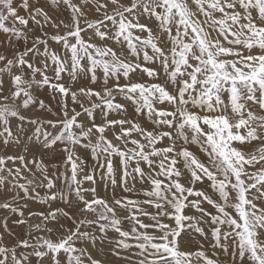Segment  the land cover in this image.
<instances>
[{
  "label": "snow or ice",
  "instance_id": "snow-or-ice-1",
  "mask_svg": "<svg viewBox=\"0 0 264 264\" xmlns=\"http://www.w3.org/2000/svg\"><path fill=\"white\" fill-rule=\"evenodd\" d=\"M46 6L68 10L70 20L53 22L38 0H0L5 36L0 46L14 50L11 57L0 53V191L13 193L0 208L17 217L13 224L26 226L17 235L7 218L3 221L0 264H32L33 257L35 264H61V253L66 264H101L76 246L95 244L92 226L102 242L109 231L118 234L108 242L126 264H220L221 252L231 264H264V0H107L96 4L101 18L85 19L84 26V13L73 0H47ZM30 21L41 30L31 39ZM49 23L55 34L44 31ZM88 30L86 40L82 33ZM93 38L104 43L97 45ZM109 40L116 47L108 46ZM49 41L63 53L52 50ZM37 57L42 58L38 63ZM137 72L152 82L134 80L131 74ZM65 73L72 84L87 76L99 87L73 90L63 82ZM5 76L12 84L7 90ZM33 85L47 87L53 99L59 96L57 112L33 96ZM118 96L151 127L129 120ZM33 106L56 119L27 115ZM113 113L120 118H110ZM26 125L34 131L25 140ZM192 145L206 162L190 150ZM16 148L18 154L11 151ZM78 150L90 151L96 166L86 171ZM43 151L60 162L49 165ZM113 157L119 158L115 167ZM98 171L114 190L111 204L95 187H84L97 183ZM205 181L211 194L197 187ZM136 183L147 189L137 191ZM117 187L144 199L117 198ZM39 188L47 190L45 195ZM58 199L69 210L26 216L28 204L21 203ZM116 207L127 210L123 219L130 230L122 229ZM54 229L55 240L47 235Z\"/></svg>",
  "mask_w": 264,
  "mask_h": 264
},
{
  "label": "rangeland",
  "instance_id": "rangeland-1",
  "mask_svg": "<svg viewBox=\"0 0 264 264\" xmlns=\"http://www.w3.org/2000/svg\"><path fill=\"white\" fill-rule=\"evenodd\" d=\"M31 2V0H30ZM123 3L127 4L128 0H122ZM191 2V0H189V3ZM38 3L41 6L45 7V10L49 12L50 17L52 18L53 22L59 23L60 20L65 21V23H67L70 20V12L68 10H61V11H55L49 7H47V0H38ZM73 3L79 5L81 7V10L84 13V16L81 17V22H82V26H84L83 21L85 19L88 20H96V19H100L101 18V13L96 11V4L97 3H107V0H88L87 3L82 2V0H73ZM61 8L63 9V6H61ZM109 11H111L112 9V5L109 4L108 5ZM20 14H24L23 11L21 10ZM141 23H148L149 26H152L153 28H155L154 24L152 21L146 20L144 18H141L140 20ZM110 23V22H109ZM29 29H31V31L29 32V37L31 39L32 36H36V35H40L41 34V30L39 27L34 26L31 21L29 23ZM102 30H106V29H102ZM44 31L48 32L49 34H55L57 29L53 28L51 23L45 25L44 27ZM59 31L61 33H63L65 31V29L63 27H61L59 29ZM91 34V30H88V33H82V35L84 36V38L87 40L88 36ZM5 40V36L4 34L0 33V41H4ZM93 43H96L97 45H101L104 42H101L98 38H93V40L91 41ZM108 46H112V47H116L114 45V43L109 40L106 42ZM31 43L28 44V47H31ZM49 46L52 50L57 51L58 53H63V50L61 49L60 45L55 44L52 41H49ZM24 47V43L23 41L19 42V48L23 49ZM42 48V46H41ZM13 49L12 48H6L3 46H0V53H4L7 54L9 57H11V55L13 54ZM151 54V53H150ZM37 63L39 62L40 57L35 58ZM149 67H159L158 65H146ZM49 76H52L53 73L51 71H49ZM98 75H100V73L98 72ZM132 78L134 80L140 81V82H152L149 80V78L146 76V74H141L139 72L137 73H133L131 74ZM27 78V77H26ZM37 79H39V76L37 77ZM4 87L5 89H10L12 88V84L9 81V78L7 76L4 77ZM67 84H71L73 90H77L80 87H93V88H98L99 87V82L97 85H91L89 78L87 76H81L74 84H72V82L70 80H68L67 77V73L64 74V81ZM123 82V81H122ZM111 81H110V85H111ZM32 94L33 96L37 99V100H43L45 102L46 105L50 106L54 112H57L59 110V96H57L56 99H53V94L49 91V89L47 87H39L37 85H33L32 87ZM80 99L84 100V103L87 105L88 101L86 99H84L83 97H81ZM52 101V102H51ZM117 102L119 103H124L127 107V113L124 114L126 115V117L129 120H136L137 122H139L142 126L144 127H151V125L149 124V122L143 117V116H138L135 113V107L133 105H131L130 102L124 101L122 100L121 97H117ZM69 106L72 107L73 105L71 104V101L69 100ZM76 110L77 111H81L79 105H75ZM158 107H167V105H158ZM25 113L27 115L33 116V117H39L40 119H56V117H53L51 115V113H46V112H42L41 110L36 109L34 106L28 110H25ZM110 118H120L118 117L115 113L110 115ZM80 119L84 120L86 122V117H81ZM99 110H97V121L99 122ZM12 124V128L13 131L15 132L16 130V121L13 120L11 122ZM45 130L49 131V132H54L55 130L52 129L49 126H46ZM34 131V128L32 126H25V132L22 134V139H27V137L32 136ZM108 136L109 139H113L111 132L106 134ZM114 143H116L115 140H113ZM33 143H35V141L29 142V148H32ZM37 147H39V145H36ZM239 146V145H237ZM129 147H131V145H129ZM191 151H193L196 156L205 161L206 162V157L204 156V154L202 152H200V150L195 146L192 145L190 148ZM245 150L247 151V147L245 148ZM14 154H18L20 149L16 148V149H12L11 150ZM79 155L86 161L87 167H86V171L88 168H92L96 166V162L95 160H93L91 152L88 150H78ZM45 159V162L48 163L49 165H51L52 163H59L60 162V157L57 158H51L50 157V153L48 151H43L41 153ZM118 157H113V165L114 167L117 164L118 161ZM61 171H63V169H61ZM49 172L51 174V168L49 169ZM70 175V172H69ZM117 177H119V170L117 169ZM57 187H62V181L58 180L57 182ZM95 187L97 190V194L101 197V198H105L109 201V203L111 204V198H112V194H113V189L111 187L110 184L105 183V181H101L99 178V171L97 172V183L94 185H90V182H86L84 184V187ZM198 188H203L205 191L209 192L211 194V189L208 188V182L205 181V183L203 185L198 184L197 185ZM111 189V190H110ZM142 189H147V185H141L140 183H136V190L137 191H141ZM37 191L40 192L41 196L45 195V192L47 191L46 189L43 188H39L37 189ZM115 194L117 196V198H119L122 194L123 195H130L131 198H138V199H144V197L142 195H140L139 197H136L134 195L131 194H126V193H122L120 188L117 187L115 189ZM13 195L12 192L5 190L0 191V203L4 202L5 200H10L11 196ZM86 196H90V193H86ZM21 203H27L28 204V208L24 209L25 211V215L27 216L28 213L31 212H47L49 210H54L57 207L65 209V210H69L68 207L61 201V200H56V201H52L50 202V204H40L36 201H21ZM259 203V202H257ZM147 211L152 212L154 211V209L150 206V205H144L143 206ZM204 207L208 208L210 211H212V209L210 208V206L208 205H204ZM190 211L191 210H187ZM119 213V214H118ZM127 210L126 209H122L119 207H116V215L119 218H122V224L121 227L124 230H130L131 227V223L128 220H124L123 217L126 216ZM7 218L8 221V227L11 229L12 232L16 233L17 235H23L24 232L26 231V226L23 225H15L12 223L13 220L17 219V217L11 213H9L7 210L0 208V232H3V221ZM141 219L144 220L145 223H149L150 221L148 220L147 217H141ZM32 223H39V220L36 217H32ZM61 223H66L64 220H61ZM68 226L70 227V222H68ZM49 227H52V225L50 224ZM83 230V229H82ZM89 231H93L95 232L96 236L98 237L95 244H92L89 241H83V242H78L77 243V247L78 248H85L87 249L88 253L91 254V256L94 259H98L99 261H101V264H126V262L122 259H119L117 256L113 255V248L114 245L109 243V240H114L117 238L118 234L113 232V231H109L107 233L106 238L103 240V242L101 241L100 237V233L96 230L95 226H92V228L88 229ZM151 231V230H150ZM44 234V233H41ZM50 235L52 239H56V231L55 229L53 230V233L51 234H47ZM5 239L8 240V242L11 244L12 243V238L8 237L5 234ZM100 243V244H99ZM103 245V246H102ZM185 247H190L189 245H185ZM207 247V245H206ZM231 251V249H230ZM122 255H129V253L126 252H122ZM209 256H211V250H209L208 252ZM219 257V261L220 264H231V259L228 256H225L222 252L218 254ZM58 259L61 260V264H66V256L61 253L60 256L58 257ZM32 264H35V258H32ZM87 264V262H86Z\"/></svg>",
  "mask_w": 264,
  "mask_h": 264
},
{
  "label": "bare ground",
  "instance_id": "bare-ground-1",
  "mask_svg": "<svg viewBox=\"0 0 264 264\" xmlns=\"http://www.w3.org/2000/svg\"><path fill=\"white\" fill-rule=\"evenodd\" d=\"M51 102H52V101H51ZM110 190H111V189H110ZM118 214H119V213H118ZM124 217H125V216H124ZM121 219H122V218H121ZM99 244H100V243H99ZM102 246H103V245H102ZM89 250H90V249H89ZM89 250H88V251H89ZM97 260H98V259H97Z\"/></svg>",
  "mask_w": 264,
  "mask_h": 264
}]
</instances>
